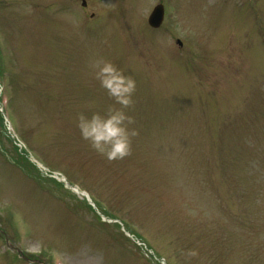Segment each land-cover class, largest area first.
<instances>
[{
    "label": "rangeland",
    "instance_id": "obj_1",
    "mask_svg": "<svg viewBox=\"0 0 264 264\" xmlns=\"http://www.w3.org/2000/svg\"><path fill=\"white\" fill-rule=\"evenodd\" d=\"M0 89L43 165L0 124V264H264V0H0ZM110 109L137 132L122 159L78 127Z\"/></svg>",
    "mask_w": 264,
    "mask_h": 264
},
{
    "label": "clouds",
    "instance_id": "obj_2",
    "mask_svg": "<svg viewBox=\"0 0 264 264\" xmlns=\"http://www.w3.org/2000/svg\"><path fill=\"white\" fill-rule=\"evenodd\" d=\"M96 75L101 86L116 103L123 108H127L132 103L135 81L122 75L111 62H104ZM131 123H133L132 117L121 109H110L105 115L93 113L90 117L80 115L78 118L81 136L110 160L122 159L130 154V137L137 134L135 129L127 127V124ZM188 255L195 256L197 253L195 250H190Z\"/></svg>",
    "mask_w": 264,
    "mask_h": 264
},
{
    "label": "trees",
    "instance_id": "obj_3",
    "mask_svg": "<svg viewBox=\"0 0 264 264\" xmlns=\"http://www.w3.org/2000/svg\"><path fill=\"white\" fill-rule=\"evenodd\" d=\"M1 123H2V116L0 114V124ZM2 134L4 135V133L1 131L0 132V139L2 138ZM6 139L8 140V142H10L12 144V150L17 157L16 161H21V163L23 165L26 163V164H28L34 168V166L32 164H30V162L26 158L25 154L18 149V147L14 144V142L11 140V138L6 135Z\"/></svg>",
    "mask_w": 264,
    "mask_h": 264
},
{
    "label": "water",
    "instance_id": "obj_4",
    "mask_svg": "<svg viewBox=\"0 0 264 264\" xmlns=\"http://www.w3.org/2000/svg\"><path fill=\"white\" fill-rule=\"evenodd\" d=\"M162 15H163L162 7L156 6L148 18V24L154 28L159 27L162 21Z\"/></svg>",
    "mask_w": 264,
    "mask_h": 264
},
{
    "label": "bare ground",
    "instance_id": "obj_5",
    "mask_svg": "<svg viewBox=\"0 0 264 264\" xmlns=\"http://www.w3.org/2000/svg\"><path fill=\"white\" fill-rule=\"evenodd\" d=\"M76 190H77L78 194L81 195V191L78 188H76Z\"/></svg>",
    "mask_w": 264,
    "mask_h": 264
}]
</instances>
